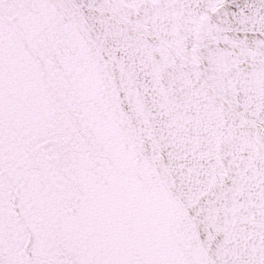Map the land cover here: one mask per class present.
I'll list each match as a JSON object with an SVG mask.
<instances>
[{
	"label": "snow or ice",
	"instance_id": "6c2138e0",
	"mask_svg": "<svg viewBox=\"0 0 264 264\" xmlns=\"http://www.w3.org/2000/svg\"><path fill=\"white\" fill-rule=\"evenodd\" d=\"M0 264H264V0H0Z\"/></svg>",
	"mask_w": 264,
	"mask_h": 264
}]
</instances>
